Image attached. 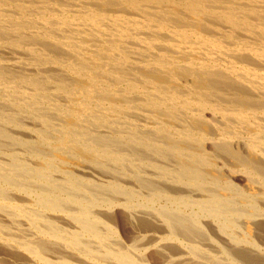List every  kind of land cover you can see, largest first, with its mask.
Returning <instances> with one entry per match:
<instances>
[{
	"label": "bare ground",
	"instance_id": "6f19581e",
	"mask_svg": "<svg viewBox=\"0 0 264 264\" xmlns=\"http://www.w3.org/2000/svg\"><path fill=\"white\" fill-rule=\"evenodd\" d=\"M0 264H264V0H0Z\"/></svg>",
	"mask_w": 264,
	"mask_h": 264
}]
</instances>
